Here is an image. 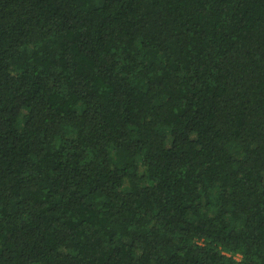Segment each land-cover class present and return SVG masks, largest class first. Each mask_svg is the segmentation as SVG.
Here are the masks:
<instances>
[{"label":"trees","instance_id":"obj_1","mask_svg":"<svg viewBox=\"0 0 264 264\" xmlns=\"http://www.w3.org/2000/svg\"><path fill=\"white\" fill-rule=\"evenodd\" d=\"M0 264H264V0H0Z\"/></svg>","mask_w":264,"mask_h":264}]
</instances>
